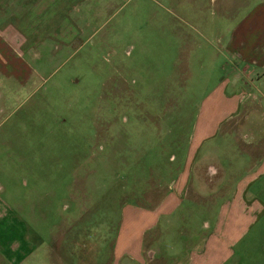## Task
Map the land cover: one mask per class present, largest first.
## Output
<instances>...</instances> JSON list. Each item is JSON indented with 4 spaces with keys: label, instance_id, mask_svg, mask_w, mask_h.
<instances>
[{
    "label": "rangeland",
    "instance_id": "374dc122",
    "mask_svg": "<svg viewBox=\"0 0 264 264\" xmlns=\"http://www.w3.org/2000/svg\"><path fill=\"white\" fill-rule=\"evenodd\" d=\"M53 1L43 33L58 19L72 39L46 38L0 110V264H111L150 217H213V200L154 204L219 80L214 29L246 0Z\"/></svg>",
    "mask_w": 264,
    "mask_h": 264
},
{
    "label": "crops",
    "instance_id": "0c3cea01",
    "mask_svg": "<svg viewBox=\"0 0 264 264\" xmlns=\"http://www.w3.org/2000/svg\"><path fill=\"white\" fill-rule=\"evenodd\" d=\"M47 1L0 0V110L30 86L37 74L31 63L45 39L67 44L71 37L62 34L58 19L50 26L54 33H43ZM222 15L212 66L219 80L201 102L177 176L166 180L154 204L174 206L186 196L213 200L217 209L210 219L150 217L135 245L115 248L111 264H126L124 256L137 264H264V0H246ZM173 221L181 222L176 236ZM180 237L190 240L180 246L167 241Z\"/></svg>",
    "mask_w": 264,
    "mask_h": 264
}]
</instances>
